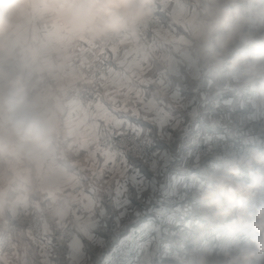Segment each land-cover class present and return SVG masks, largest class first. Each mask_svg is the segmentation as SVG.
<instances>
[{
  "label": "crops",
  "instance_id": "1",
  "mask_svg": "<svg viewBox=\"0 0 264 264\" xmlns=\"http://www.w3.org/2000/svg\"><path fill=\"white\" fill-rule=\"evenodd\" d=\"M8 3L0 0V15L12 24L0 49V79L21 77L55 134L42 157L14 137L0 151V216L19 227L35 213L44 229V247L14 235L15 253L0 264H95L131 228L147 239L146 255L156 264H225L215 253L221 233H240L238 253L247 231L232 230V217L217 215L203 198L210 175L224 164L209 144L224 133L247 154L264 150V81L231 64L243 38L222 49L221 32L208 34L211 0H155L164 29L143 36L128 29L104 41L72 38L58 20L34 10L18 17ZM238 6L249 18L245 33L264 32L256 4ZM99 55L109 74L89 80L82 68ZM68 89L94 94L97 104H73ZM108 134L144 139L146 157L101 148ZM14 177L25 181L21 210L7 200ZM240 179L249 180L247 168ZM185 181L194 182L187 194ZM75 185L82 203L76 235L62 242L58 211Z\"/></svg>",
  "mask_w": 264,
  "mask_h": 264
},
{
  "label": "clouds",
  "instance_id": "2",
  "mask_svg": "<svg viewBox=\"0 0 264 264\" xmlns=\"http://www.w3.org/2000/svg\"><path fill=\"white\" fill-rule=\"evenodd\" d=\"M256 4L254 15L264 25V0ZM155 0H9L8 7L18 17L37 11L60 22L62 30L72 38L86 37L104 41L146 21L154 11ZM208 34L221 32L219 45L227 49L237 38L245 40V48L231 60L242 65L254 77L264 81V32L245 33L248 17L238 0H211L208 12ZM10 20L0 15V49L11 30ZM0 151L8 147L7 137L29 144L36 150L52 143L55 127L38 115V105L24 90L21 77L0 79ZM242 167L249 170V180L240 179ZM213 181L203 192L209 207L221 217H232L229 227L245 230L248 240L236 255L226 253L225 264H264V150L253 149L247 157L231 159L210 175Z\"/></svg>",
  "mask_w": 264,
  "mask_h": 264
},
{
  "label": "built area",
  "instance_id": "3",
  "mask_svg": "<svg viewBox=\"0 0 264 264\" xmlns=\"http://www.w3.org/2000/svg\"><path fill=\"white\" fill-rule=\"evenodd\" d=\"M41 24V20L37 21ZM162 26L161 20L157 13L153 11V14L144 22L140 23L134 28H131L138 35H143L147 31L156 30ZM83 75L89 79H103L108 76V67L103 61L101 55L87 61L85 66L82 68ZM65 97L69 99L73 104H83L88 108H93L97 104V97L89 92L81 91L78 89H68L65 91ZM219 143L222 141L223 144H230L232 148L230 151V159H239L241 157H247V151H243L240 146H237L233 140L228 142L227 139L222 138L221 135L217 136ZM237 147V148H236ZM101 148H109L116 152L117 157L123 155L124 149H133L137 153L144 151L146 153V145L137 138L131 136L128 140L116 137L113 134H108L101 137ZM34 149V148H33ZM34 152L37 156H44L46 149L36 150ZM21 177H14L8 184V196L7 200L14 205L17 210L23 208V189H25V183ZM191 184V182H187ZM81 189L79 186H73L69 189V195L63 204L60 206L58 211V219L60 222V229L63 230L62 236L64 240H70L76 235V224L77 215L81 210L82 203L79 199V193ZM13 228V224L8 219L0 220V230H3L0 235V248L3 245H7L11 241L10 231ZM30 230L35 232V235H39L40 226L35 219L32 217L29 226ZM143 234L140 229H130L124 238L120 239L116 244L112 245L106 254L102 256L98 264H146L145 247L147 239L141 237ZM126 238V239H125ZM134 243L131 245L130 242ZM245 241L240 233L235 232L231 234L221 233L217 236L215 241V253L220 257H226V253L234 255L237 253L238 247Z\"/></svg>",
  "mask_w": 264,
  "mask_h": 264
},
{
  "label": "rangeland",
  "instance_id": "4",
  "mask_svg": "<svg viewBox=\"0 0 264 264\" xmlns=\"http://www.w3.org/2000/svg\"><path fill=\"white\" fill-rule=\"evenodd\" d=\"M241 1V0H240ZM243 1V3L245 4V0H242ZM244 8H245V5H244ZM154 11L157 13V11L154 9ZM242 11V13H244L245 14V10H241ZM254 14V13H253ZM157 15H158V13H157ZM158 17H159V15H158ZM247 17V16H246ZM159 19L161 20V23H162V26L163 27H160V28H158V29H164L165 28V23H164V21L159 17ZM255 19H256V21L257 22H260L259 20H258V18L255 16ZM38 20H40V19H37V21ZM37 21H36V24L37 25H42L43 23H42V21H41V24H38L37 23ZM246 25V24H245ZM244 25V26H245ZM263 27H264V25H262ZM158 29H156V31H158ZM264 29V28H263ZM152 31V30H151ZM153 31H155V30H153ZM145 34V33H144ZM143 34V35H144ZM138 35V34H137ZM143 35H140V36H143ZM221 137L222 138H225V139H227L228 140V142H231L232 140H230V138L229 137H227L224 133H221ZM219 140H221V139H219L218 137H216L212 142H211V144H209V146H210V150H211V152H212V155H215V156H218V158H220V161H221V163L223 164L225 161H227V160H229V157H230V151L232 150V148L229 146L230 144H223V142L221 141L220 143H219ZM144 139H142V142L144 143ZM233 142H235V144H236V141L235 140H233ZM237 148V147H236ZM147 149V148H146ZM242 149V148H241ZM246 151V150H245ZM206 152V151H205ZM211 152H209V153H211ZM141 154V153H140ZM142 157L143 158H145L146 157V155L147 154H144V151L142 152ZM200 155H206V154H204L203 152H201L200 153ZM211 155V156H212ZM231 160V159H230ZM208 168H209V166H207V167H205V168H203L204 170H202L204 173H206L207 174V172H208ZM191 182V184H188L186 181H185V194H187V191H188V189L190 188V187H192L193 186V184H194V182L193 181H190ZM23 183H25V181L23 182ZM6 190H7V192H8V188H6ZM25 192H26V189H23V195H22V201H23V197H24V195H25ZM21 210V209H20ZM3 214H5V210L3 209ZM32 217H35V219H37V221H38V223H39V226H40V232H39V235H35V232H33L32 230H30V228H29V226H30V223H31V219H32ZM1 219H8V220H10L11 221V223L12 224H14L13 225V228L11 229V233H10V235H11V241H10V243L9 244H7V245H3V247H2V249L0 248V260H4L5 258L6 259H8L9 257H11L12 255H14V253H15V249H16V244H15V242H14V239H13V237H14V235L16 236H26V237H28V238H30V240L31 241H34L33 243V248H35V247H37V248H42V247H44V245H43V242H42V238H41V236L43 235V231H44V229H43V225H42V223L40 222V218H39V215H37V214H35V213H31V214H28V219L27 220H25L24 222H19V227H18V224H17V222L16 221H13L14 220V218L13 219H11V218H9V217H3V216H0V220ZM58 219V218H57ZM58 221H59V219H58ZM16 223V225H15V223ZM59 225H60V222H59ZM61 227V226H60ZM131 229H134V228H131ZM3 230H0V235H2V232ZM62 233H63V230L62 229H59L58 230V235L60 236V238H61V241L63 242H67V241H69V240H64L63 239V236H62ZM128 232H126V233H124L121 237H118L117 239H115V241L114 242H112L104 251H103V253L95 260V264H98V262L100 261V259L102 258V256L104 255V254H106L107 253V251L110 249V247L112 246V245H114V244H116L120 239H122V238H124V236L127 234ZM126 239V238H125ZM71 240V239H70ZM131 243V245H133V247H134V243L131 241L130 242ZM149 245V244H148ZM147 256V255H146ZM144 263H146V264H156L155 263V261H154V259L153 258H149L148 256L146 257V259L144 260Z\"/></svg>",
  "mask_w": 264,
  "mask_h": 264
},
{
  "label": "snow or ice",
  "instance_id": "5",
  "mask_svg": "<svg viewBox=\"0 0 264 264\" xmlns=\"http://www.w3.org/2000/svg\"><path fill=\"white\" fill-rule=\"evenodd\" d=\"M118 182V181H117Z\"/></svg>",
  "mask_w": 264,
  "mask_h": 264
}]
</instances>
